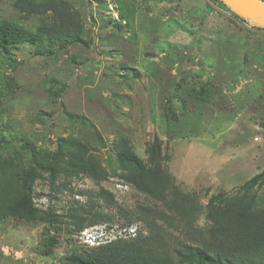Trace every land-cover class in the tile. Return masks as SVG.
<instances>
[{
  "label": "rangeland",
  "instance_id": "374dc122",
  "mask_svg": "<svg viewBox=\"0 0 264 264\" xmlns=\"http://www.w3.org/2000/svg\"><path fill=\"white\" fill-rule=\"evenodd\" d=\"M14 1L0 0V21L36 31L40 15L23 17ZM63 1L80 13L85 43L56 45L42 54L23 44L12 50L11 62H1L0 77L7 76L6 83L0 80L4 133L46 148H54L58 136L82 137L103 159L120 135L144 158L147 144L158 136L176 184L203 204L220 191L236 192L264 170L263 27L222 0ZM121 10L135 11L131 23L120 20ZM201 86L210 87L211 99L194 100L191 89ZM71 114L86 117L103 143ZM117 182L129 187L118 188ZM101 186L117 201L105 208L116 215L105 223H140L147 233L138 206L161 205L119 176L111 175ZM99 187L90 177L80 176L56 192L45 176L36 181L33 200L39 210L53 206L60 214L74 201L88 200L80 191ZM124 211L133 221L123 217ZM198 221L206 224L204 214ZM157 226L180 237L161 222ZM44 227L21 218L3 222L0 264H66L73 249L91 248L77 233L62 228L56 254L42 256Z\"/></svg>",
  "mask_w": 264,
  "mask_h": 264
},
{
  "label": "trees",
  "instance_id": "16d2710c",
  "mask_svg": "<svg viewBox=\"0 0 264 264\" xmlns=\"http://www.w3.org/2000/svg\"><path fill=\"white\" fill-rule=\"evenodd\" d=\"M70 6L63 0H15L13 7L20 15H40V22L35 31L0 21V65L11 62L12 50L23 44L35 46L42 54L56 45L85 43L86 29L80 13ZM118 12L121 21H133L135 11ZM0 80L6 83L7 76ZM190 94L194 100L211 99L209 86L193 88ZM172 116L178 119L175 111ZM71 117L92 128L97 142L103 143L101 134L86 117ZM163 144L155 136L147 144L144 158L129 138L120 135L112 153L103 159L89 139L58 136L54 148L36 147L25 138L4 133L0 126V226L12 218L46 224L40 253L52 257L61 244L58 230L65 228L72 234L114 220L115 213L105 208L114 206L116 197L101 183L115 175L161 205L138 206V218L146 223L148 232L90 249L75 248L65 257L66 264H264V170L236 192L220 191L203 204L195 193L183 191L176 184L165 161L169 155L163 153ZM45 176L56 192L80 176L90 177L100 187L80 191L87 194L88 200L74 201L65 213H57L53 206L41 211L33 200L34 185ZM202 214L206 218L203 226L198 221ZM123 217L133 221L126 211ZM158 222L173 228L180 237L168 235L167 230L157 226Z\"/></svg>",
  "mask_w": 264,
  "mask_h": 264
},
{
  "label": "built area",
  "instance_id": "2783aa9c",
  "mask_svg": "<svg viewBox=\"0 0 264 264\" xmlns=\"http://www.w3.org/2000/svg\"><path fill=\"white\" fill-rule=\"evenodd\" d=\"M118 188L127 189V182H117ZM77 199H83L79 194H75ZM146 234L140 223H131L126 225L99 223L83 228L77 232L81 242L90 247H98L116 240H131L140 235Z\"/></svg>",
  "mask_w": 264,
  "mask_h": 264
},
{
  "label": "water",
  "instance_id": "95a60500",
  "mask_svg": "<svg viewBox=\"0 0 264 264\" xmlns=\"http://www.w3.org/2000/svg\"><path fill=\"white\" fill-rule=\"evenodd\" d=\"M244 19L264 28V0H222Z\"/></svg>",
  "mask_w": 264,
  "mask_h": 264
}]
</instances>
